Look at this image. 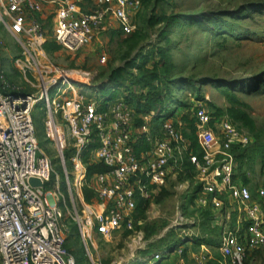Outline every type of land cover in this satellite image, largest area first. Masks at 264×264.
Listing matches in <instances>:
<instances>
[{
  "label": "built area",
  "instance_id": "2783aa9c",
  "mask_svg": "<svg viewBox=\"0 0 264 264\" xmlns=\"http://www.w3.org/2000/svg\"><path fill=\"white\" fill-rule=\"evenodd\" d=\"M142 4L143 0H0V20L22 48L15 65L25 75L33 74L37 87L27 93L0 73V264H79L66 248L67 215L77 226L90 264H104L93 253L98 240L109 241L119 231L133 232L138 201L149 199L153 188L165 186L188 165L195 172L192 189L198 188L194 205L212 208L215 224L222 229L217 248L221 257L203 243L194 253V264H243L264 249V185L244 183L237 173L236 152L248 146L251 136L227 114L216 115L207 103L199 102L192 115L193 140L180 118H162L155 125L154 112L137 114L125 97L108 102L105 109L95 97L67 98V89L77 91L48 61L44 45L51 37L63 48L78 51L111 28L128 35L135 32L134 16ZM46 5L51 6L53 20L50 34L42 21ZM101 59L105 62L107 56ZM56 87L58 93L51 98ZM39 102L45 104V130L61 160L66 192L59 178L52 182V158L38 141L33 112ZM92 142H97L91 150L96 162L108 170L93 175L95 183L89 187L95 199L88 202L84 187L92 162L84 156ZM143 142L149 148L138 152ZM69 149L71 156L66 155ZM31 177L43 185H31ZM186 188H191L189 181ZM178 264L187 263L181 259Z\"/></svg>",
  "mask_w": 264,
  "mask_h": 264
},
{
  "label": "rangeland",
  "instance_id": "374dc122",
  "mask_svg": "<svg viewBox=\"0 0 264 264\" xmlns=\"http://www.w3.org/2000/svg\"><path fill=\"white\" fill-rule=\"evenodd\" d=\"M43 19L50 34L52 15L45 14ZM134 21V34L111 28L78 51H69L56 42L46 52L49 63L60 68L78 92L67 89V98L95 97L102 109L108 106L107 100L112 102L128 94L140 100V94L147 93L149 87L136 82V76L154 69L158 78L153 86L161 92L162 99L155 102L154 113L166 106L164 114L174 111V118L186 122L187 132L194 137L195 125L190 121L194 107L205 102L219 115L227 114L251 136L248 146L255 142L264 144V0H143ZM21 53V45L0 20V73L13 86L34 93V75H25L15 65ZM104 54L105 62L101 59ZM144 61L145 69L139 70L138 65ZM57 93L56 87L49 96L53 98ZM33 118L40 147L54 162L52 182L59 178L60 188L66 192L54 142L46 134L47 111L43 102L36 104ZM138 123H142L139 118ZM148 148L143 142L138 150L144 152ZM71 154L72 150L66 151V155ZM85 157L96 162L91 150ZM239 165V178L240 170L245 168L250 184L264 185L261 158L246 157ZM68 167L71 169L69 160ZM187 174L180 173L165 186L153 188L147 203L138 207L135 230L119 231L109 241L99 239L93 251L95 257L99 256L104 264H178L181 259L194 264L193 256L199 247L196 240L204 232L191 213L194 180L186 178ZM94 183L90 177L85 187L89 189ZM90 193L94 200L95 193ZM67 204L70 206L69 201ZM75 204L81 208L79 200ZM66 222L67 250L79 264H90L68 215ZM211 251L220 258L217 249ZM243 264H264V249L253 253Z\"/></svg>",
  "mask_w": 264,
  "mask_h": 264
},
{
  "label": "trees",
  "instance_id": "16d2710c",
  "mask_svg": "<svg viewBox=\"0 0 264 264\" xmlns=\"http://www.w3.org/2000/svg\"><path fill=\"white\" fill-rule=\"evenodd\" d=\"M194 21H198V20H194ZM172 23H177V21L173 20ZM136 31H137V29L135 30V32ZM135 32H133V34ZM55 45H57L56 41L49 38V39H47V41L44 45V48H45L46 52H48ZM145 66H146V61H144L143 64H139L138 68H139V70H143V69H145ZM157 78H158V71H155L154 69H146L143 73L136 76L135 81L140 83L144 87H149L148 92L145 94H140V100H135L129 94L125 96V99L130 104H132L133 107L136 108V111L138 113H141L142 115L153 113L155 102L156 101L162 102V99H160V97H161L160 93L161 92L154 89V86H153V83ZM107 102H108V100H107ZM107 102L105 104H107ZM165 107L166 106H163V108L160 109L157 114L154 113L153 122L155 125H158L162 118L176 117L174 114V111H172V113L170 115H165L164 114ZM215 114L219 115L216 112H215ZM185 117L186 118H184V120H187L188 117L187 116H185ZM190 121L192 122V126H193V122L195 123V118L192 117ZM189 136L191 138H194V137H192L191 134H189ZM250 145L243 147L236 152L237 170L240 169L239 161L241 162V160L245 159L246 157H248V158L250 157L252 159H255L256 157H258V158H261V160L264 162V144H258L257 142H255L251 146ZM96 146H97V142H92L89 145L88 151L85 152V155L87 154V152L89 153V151L92 150L93 148H95ZM139 146L136 147L138 152H139V150H138ZM194 147H195V151L198 152V148L195 145V142H194ZM84 159H85V161H87L88 158H86L84 156ZM58 161L60 162V165H61V160L59 158H58ZM53 164H54V162H53ZM61 167H62V165H61ZM107 170H108V167L106 165H104L103 163H100V162L92 163L88 166V178L93 177V175L97 172H106ZM240 171H241L240 172V176H241L240 179L244 183L250 184L245 168H243ZM185 172H186V174L189 172L187 174L189 176H186V178H190V177L192 178L194 173H195L193 170V167L190 165H188L186 167L185 171L182 173L185 174ZM62 173L64 175L63 167H62ZM66 188H67V186L65 183V189ZM89 189H91V188L89 187ZM89 189H87L85 187V191H84L85 199L88 202L92 201V199H91L92 196H91L90 191L94 194L93 189H91V190H89ZM253 191H254V188H253ZM197 192H198V188L193 190V193L191 194V201L193 204L195 203V198H196ZM146 203H147V199L146 200L143 199V200L138 201L137 209H136V213H135V218H136V214H137L138 207L140 206V204H146ZM191 213H192V216L197 217V220H199V226L202 228V230L204 232V235H202L201 238H197V240H196L197 244L201 245L204 243V244L211 246L214 249H217L221 243L222 229L215 224V215L216 214L213 211V209L212 208H201V209H199L194 205L193 209L191 210ZM73 226H74V228L78 234L77 226L74 223H73ZM218 255L220 256V254H218ZM77 262H78V260H77Z\"/></svg>",
  "mask_w": 264,
  "mask_h": 264
},
{
  "label": "water",
  "instance_id": "95a60500",
  "mask_svg": "<svg viewBox=\"0 0 264 264\" xmlns=\"http://www.w3.org/2000/svg\"><path fill=\"white\" fill-rule=\"evenodd\" d=\"M29 181H30L31 185H33V186H42L43 185V182L40 179L35 178V177H31Z\"/></svg>",
  "mask_w": 264,
  "mask_h": 264
},
{
  "label": "crops",
  "instance_id": "0c3cea01",
  "mask_svg": "<svg viewBox=\"0 0 264 264\" xmlns=\"http://www.w3.org/2000/svg\"><path fill=\"white\" fill-rule=\"evenodd\" d=\"M50 11H51V6H50V5H46V6H45L44 13H43V16H44L45 14H50Z\"/></svg>",
  "mask_w": 264,
  "mask_h": 264
},
{
  "label": "bare ground",
  "instance_id": "6f19581e",
  "mask_svg": "<svg viewBox=\"0 0 264 264\" xmlns=\"http://www.w3.org/2000/svg\"><path fill=\"white\" fill-rule=\"evenodd\" d=\"M68 83H70V81H68Z\"/></svg>",
  "mask_w": 264,
  "mask_h": 264
}]
</instances>
